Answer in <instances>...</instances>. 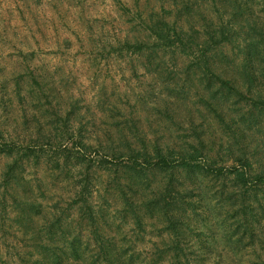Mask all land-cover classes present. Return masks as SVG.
<instances>
[{
    "label": "rangeland",
    "instance_id": "1",
    "mask_svg": "<svg viewBox=\"0 0 264 264\" xmlns=\"http://www.w3.org/2000/svg\"><path fill=\"white\" fill-rule=\"evenodd\" d=\"M190 1H197L203 15L217 16L213 0ZM257 1L251 7L259 11ZM172 2L0 0V150L14 146L17 151L29 148L34 154L18 169L13 191H5L2 179L12 158L0 153V264H39V253L47 252L51 258L55 257L53 250L63 256L60 264H110L117 254L122 256L118 264H149L150 257L158 253L154 244L161 243L156 238L161 223L154 215L156 218L145 220L146 233L137 230L128 211H124L123 196L114 184L122 182L127 188L129 182L134 183L135 172L129 168L128 158H115L125 146L117 132H129L134 124L148 138L170 143L185 139L192 128L204 130L203 138L214 148L210 159L216 161L217 167L236 166V159L245 155L253 174L264 173L263 113L259 115L255 110L253 113L259 116L245 115L247 111L233 98L229 111L239 126L227 119L229 127L224 130L210 111L208 96L203 94L205 84L188 72V62L183 64L181 59L168 56L165 61L149 63L148 57L120 52L122 43L133 39L137 23L133 19L148 15L161 5L167 8ZM200 14L194 16L196 20ZM226 53L232 56L230 48ZM40 88L45 92H40ZM68 117L70 121L65 123ZM64 130L73 137L60 140L59 133ZM79 140L87 147L73 148V142ZM65 147H72L71 158L77 153L85 155L91 175L101 180L92 201L104 209V228L112 245L111 254L101 261L94 258L97 241L89 239L74 204L79 191L75 183L89 163L82 170L72 166L65 169ZM58 160L60 169L55 167ZM102 160L117 165H109L110 170L104 173ZM161 180L160 176H153L142 186H132L149 194ZM199 180L201 187L189 197L201 203L197 205L196 221L200 223L196 227L205 233L200 240L207 248L202 249L196 239H187L190 247L185 253L204 260L200 264H214L217 259L218 264H264V238L259 233L264 226V196L259 193L255 204L262 226L255 222L254 237L247 234L238 243L233 238L236 227L222 222L233 215L234 209L229 212L228 206L215 207L210 201L220 183ZM26 191L35 204L24 210L22 195ZM36 204L44 215L36 213ZM55 209L57 217L62 215L60 225L47 216ZM187 216H191L194 227L195 214L188 210ZM49 230L57 231L55 241L49 239ZM78 234L80 256H74L69 246ZM206 253L210 254L207 258Z\"/></svg>",
    "mask_w": 264,
    "mask_h": 264
},
{
    "label": "trees",
    "instance_id": "2",
    "mask_svg": "<svg viewBox=\"0 0 264 264\" xmlns=\"http://www.w3.org/2000/svg\"><path fill=\"white\" fill-rule=\"evenodd\" d=\"M213 1L212 4L217 7L218 14L210 18L202 14L197 1L192 3L190 0L182 2L174 0L167 8L161 5L158 10H153L148 15L140 14L138 18L133 19L137 22L132 31L133 39H126L119 50L121 53L126 51L132 55L148 57L149 63L151 61L159 63L170 56L181 59L183 64L188 62V72L199 76L201 82L205 84L203 94L208 96L210 111L215 116L216 122L225 130V126L229 127L227 119L237 127L239 126V121L236 118L233 119L229 111L233 98L238 105L240 104L242 110L247 111L245 115L254 117L264 114V17L261 16L264 14V0L257 1V5L261 6L259 11L251 7L254 0ZM221 10L222 14H220ZM199 14L200 17L196 20L194 16ZM228 48L232 50V56L226 53ZM157 66L159 67V64ZM33 79L36 84H39L35 78ZM40 92L45 91L40 88ZM255 110L259 115L253 113ZM239 112L242 111L239 110ZM69 121L70 117L64 122ZM131 128L129 132L125 129L117 132L125 146L118 151L115 158H128L129 168L135 172V176L132 177L134 183L129 182L127 188L122 182L114 184L115 190L123 196L124 208H126L124 211H128L130 220L136 225L137 230L146 233L145 220L149 219L148 217L156 218L154 215L161 223V232L156 237L161 239V243L154 244L158 253L150 257L149 264H200L204 261L193 259L185 253V250L190 247L187 239H196L199 241L198 244L202 245V249L207 248L204 241L200 240L205 233L199 232L196 227L200 223L196 221L197 205L201 203L192 201L189 197L192 191L201 187L198 183L201 178L202 182L206 178L214 183H220L219 188L210 198L215 207L228 206L229 212L234 209L233 215H228L222 221L231 222L229 225L231 228L232 224L236 227L233 238L241 243L247 234L254 237L255 222L262 226L255 204L259 193L264 196V173L253 174L252 165L245 155L236 159L238 161L236 166L217 167L216 161L210 159V153L214 151V148L203 138L204 130L198 132L192 128L191 134L183 137L185 139L170 143L157 138L154 140L148 138V135L140 131L135 124ZM58 137L63 141L65 138L66 140L72 138L73 135L68 130H64L60 131ZM74 145L87 147L83 140L74 141L72 147ZM72 147L70 149L65 147L62 151L64 152L63 166L65 169H70L71 166L81 169L85 163H89L80 173L82 178L75 183L79 191L74 204L81 224L86 225L89 239L97 241V252L94 258L101 261L112 252L110 236L104 228L107 222L104 209L92 201L95 189L99 188L101 180L96 175H91L90 162L85 160V155L77 153L71 158ZM29 150L27 148L24 151H17L14 146H5L0 150L1 154L12 158L2 179V187L5 191L9 188L13 191L12 182L17 181L18 169L23 168L34 155ZM101 162V170L104 173L110 170L109 165H117L107 160ZM55 167L59 169L62 167L60 160L56 161ZM153 176H160L162 180L156 182V186L149 194L146 190L136 191L135 186H132L133 184L142 186ZM27 193L28 191L22 195L24 210H26L25 207H34L33 204H35ZM203 202L205 201L202 199ZM36 205L38 206L36 213L40 216L44 215L42 207ZM188 210H192L195 214L194 227L190 223L191 216H187ZM153 211L156 214L151 215ZM26 214L25 211V219ZM47 214L55 219V224H61L62 215L57 217L56 209ZM241 228L243 233H240ZM259 233L264 238V226ZM47 234L51 241H55L57 231L49 230ZM230 235L232 237V232ZM80 236L81 234H78L69 246L74 256H80V247L77 244V240L81 239ZM160 246H163L164 251L160 249ZM53 253L55 257L51 258L47 252L39 253L37 262L60 264L63 256L55 250ZM64 254L67 256L66 253ZM209 256L210 254L206 253L205 258ZM115 257L110 264H118L122 256L117 254ZM76 262L72 264H82ZM218 263L220 262L217 259L214 264Z\"/></svg>",
    "mask_w": 264,
    "mask_h": 264
}]
</instances>
